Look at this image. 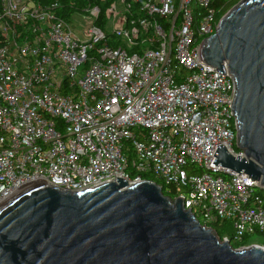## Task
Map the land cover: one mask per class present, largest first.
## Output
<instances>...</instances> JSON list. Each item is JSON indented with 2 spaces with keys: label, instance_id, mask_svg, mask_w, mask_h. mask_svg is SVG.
<instances>
[{
  "label": "built area",
  "instance_id": "obj_1",
  "mask_svg": "<svg viewBox=\"0 0 264 264\" xmlns=\"http://www.w3.org/2000/svg\"><path fill=\"white\" fill-rule=\"evenodd\" d=\"M215 1L91 0L66 20L0 0V205L36 182L79 191L151 174L204 225L264 232L260 183L211 171L218 145L244 156L234 79L199 53Z\"/></svg>",
  "mask_w": 264,
  "mask_h": 264
},
{
  "label": "water",
  "instance_id": "obj_2",
  "mask_svg": "<svg viewBox=\"0 0 264 264\" xmlns=\"http://www.w3.org/2000/svg\"><path fill=\"white\" fill-rule=\"evenodd\" d=\"M235 83V147L218 145L212 172H244L264 190V0H239L200 46ZM73 191L36 182L0 205V264H264V247L234 248L154 180L117 177Z\"/></svg>",
  "mask_w": 264,
  "mask_h": 264
},
{
  "label": "trees",
  "instance_id": "obj_3",
  "mask_svg": "<svg viewBox=\"0 0 264 264\" xmlns=\"http://www.w3.org/2000/svg\"><path fill=\"white\" fill-rule=\"evenodd\" d=\"M35 3H38L45 7H51L58 16L63 17L68 20L69 17L75 12H82L83 7H85L91 0H33ZM239 0H216L215 4L217 6H222L221 12L218 17H221L230 7L236 4ZM143 178L148 180H154L158 184H161L163 193L171 198H175L176 191L170 185H165L160 180H157L149 174L143 175ZM202 224L203 222L199 220ZM209 226L216 232L220 239L227 238L230 240V244L234 248H240L247 246L249 244L248 235L245 234L241 240H236L234 237L235 229L233 226V221L224 220L217 221L209 224ZM263 237L262 244L264 246V232L258 231Z\"/></svg>",
  "mask_w": 264,
  "mask_h": 264
},
{
  "label": "rangeland",
  "instance_id": "obj_4",
  "mask_svg": "<svg viewBox=\"0 0 264 264\" xmlns=\"http://www.w3.org/2000/svg\"><path fill=\"white\" fill-rule=\"evenodd\" d=\"M74 19L77 20V18H74ZM149 175H151V174H149ZM151 176H153V175H151ZM153 177L156 178L155 176H153ZM157 180H159V179H157ZM262 195H263V198H264V194H262ZM248 240H249V244L248 245H250V244H257V245L263 246V244H262L263 237H262V235L260 233H258V231H255L253 233H250L248 235Z\"/></svg>",
  "mask_w": 264,
  "mask_h": 264
}]
</instances>
